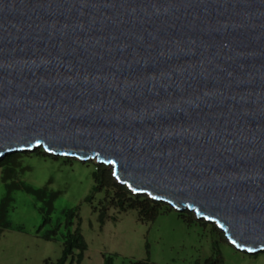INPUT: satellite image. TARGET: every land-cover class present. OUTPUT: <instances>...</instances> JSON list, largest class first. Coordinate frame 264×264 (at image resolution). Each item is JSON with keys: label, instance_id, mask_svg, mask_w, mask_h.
Listing matches in <instances>:
<instances>
[{"label": "water", "instance_id": "water-1", "mask_svg": "<svg viewBox=\"0 0 264 264\" xmlns=\"http://www.w3.org/2000/svg\"><path fill=\"white\" fill-rule=\"evenodd\" d=\"M39 148L264 252V0H0V159Z\"/></svg>", "mask_w": 264, "mask_h": 264}, {"label": "rangeland", "instance_id": "rangeland-1", "mask_svg": "<svg viewBox=\"0 0 264 264\" xmlns=\"http://www.w3.org/2000/svg\"><path fill=\"white\" fill-rule=\"evenodd\" d=\"M98 165L95 160L83 162L38 150L20 153L18 157V166L9 183L56 194L54 210L46 224L48 230L61 227L55 243L56 259L62 255L61 237L68 233L65 228L67 213L73 210L77 216L72 230L80 226L89 245L83 264H104V256L109 254L115 256L117 263L136 259L148 264H207L211 258H220L223 264H264V252L250 254L237 250L227 241L225 233L214 229V224L200 219L186 220L166 206L159 209L153 222L141 220L138 211L132 209L119 214L117 221L108 219L102 225L93 205H97L104 195L96 194L94 204L86 200L93 194ZM7 193L3 167H0V203ZM12 197L10 222L21 224L26 230L44 223L43 201L24 188L14 190ZM109 213L117 214L113 209ZM77 262L78 257L75 264Z\"/></svg>", "mask_w": 264, "mask_h": 264}, {"label": "trees", "instance_id": "trees-1", "mask_svg": "<svg viewBox=\"0 0 264 264\" xmlns=\"http://www.w3.org/2000/svg\"><path fill=\"white\" fill-rule=\"evenodd\" d=\"M38 152L50 155L46 153L43 148L38 149ZM20 153L9 154L4 158L0 159V167H3V182L7 184L8 193L6 197L1 200L0 203V226L10 227L11 222L8 220L9 210L13 203L12 193L14 190L19 188H24L28 193L35 195L39 200L44 202L42 211L45 212L46 218L44 223L41 225L43 227L49 221V216L54 210V199L56 194H47L45 189H34L31 187L20 186L16 183H9V179L14 174L16 167L18 166V157ZM56 157V156H55ZM95 186L93 194L90 195L86 200L91 204H94L95 196L98 193L104 195L97 205H93L96 212L99 213V220L102 225L108 219L118 220V215L125 213L129 210H137L139 213V218L143 221H155L159 209L166 206L170 210H175L172 206L153 200L147 195L135 194L125 185H121L116 178L113 176L112 171L108 166L99 164L94 173ZM113 209L117 214H110L109 210ZM183 215L186 220H198L196 216L194 217L190 211H177ZM187 214V215H186ZM77 212L70 210L66 217V229H68L67 235L64 236L63 251L61 257L53 262L51 260H46L44 264H67L68 262L73 263L75 255L78 257V263L83 259L85 251L88 249V243L83 236L80 226L75 230L74 218H76ZM60 226L55 228L53 231L46 235V238L52 239L53 236L58 234ZM214 229L219 232L220 230L214 225ZM104 264H148L145 260L130 259L128 262L117 263L114 255H105ZM207 264H223L222 259H209Z\"/></svg>", "mask_w": 264, "mask_h": 264}, {"label": "crops", "instance_id": "crops-1", "mask_svg": "<svg viewBox=\"0 0 264 264\" xmlns=\"http://www.w3.org/2000/svg\"><path fill=\"white\" fill-rule=\"evenodd\" d=\"M47 225L43 227L36 226L32 230H26L21 224L11 222L10 227L0 226V264H44L46 260L53 262L57 261L54 257L55 243L58 241L60 230L52 239L46 238V235L54 229H47ZM64 236L61 237L60 245L63 251ZM85 251L83 259L80 263L83 264L86 259ZM75 255L73 263L75 264Z\"/></svg>", "mask_w": 264, "mask_h": 264}]
</instances>
